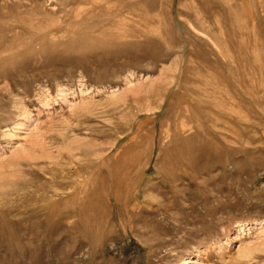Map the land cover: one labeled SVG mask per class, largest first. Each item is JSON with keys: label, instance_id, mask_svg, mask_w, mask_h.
<instances>
[{"label": "rangeland", "instance_id": "1", "mask_svg": "<svg viewBox=\"0 0 264 264\" xmlns=\"http://www.w3.org/2000/svg\"><path fill=\"white\" fill-rule=\"evenodd\" d=\"M187 259L264 264V0H0V264Z\"/></svg>", "mask_w": 264, "mask_h": 264}, {"label": "bare ground", "instance_id": "2", "mask_svg": "<svg viewBox=\"0 0 264 264\" xmlns=\"http://www.w3.org/2000/svg\"><path fill=\"white\" fill-rule=\"evenodd\" d=\"M211 91V90H210ZM187 109V108H186ZM181 127V126H180ZM185 130V129H184ZM187 130V129H186ZM189 135V134H188ZM126 158V157H125ZM136 158V157H135ZM117 161V160H116ZM115 161V162H116ZM134 161V160H133ZM121 162V161H120ZM121 163H123V162H121ZM124 163H126L125 161H124ZM128 163V162H127ZM129 164V163H128ZM122 165V164H121ZM119 167H121V166H119ZM118 167V168H119ZM125 169H126V167H125ZM116 170H117V168H116ZM118 173H119V171H118ZM122 173V172H121ZM125 173V172H124ZM127 174V173H126ZM130 174V173H129ZM119 175V174H118ZM122 175V174H121ZM115 176H117V175H115ZM120 176V175H119ZM134 176V175H133ZM118 178V177H117ZM135 178V177H134ZM117 180V179H116ZM126 181V180H125ZM131 181V180H130ZM115 182V181H114ZM118 183H119V181H117ZM117 184V183H116ZM115 184V185H116ZM93 198H95V197H93ZM100 198V197H99ZM103 199V198H102ZM73 202V201H72ZM73 204V203H72ZM95 204H97V203H95ZM95 204L93 203V202H87L85 205H84V208H85V210L87 211V213H89V214H93V212H94V210H95ZM82 218V217H81ZM91 221H92V219H90ZM89 220V221H90ZM93 221H94V219H93ZM187 264H192V262L190 261V259H187Z\"/></svg>", "mask_w": 264, "mask_h": 264}]
</instances>
